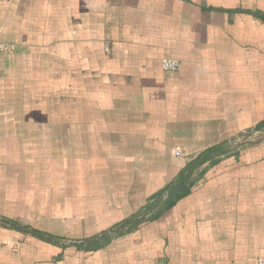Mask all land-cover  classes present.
<instances>
[{"label": "crops", "instance_id": "0c3cea01", "mask_svg": "<svg viewBox=\"0 0 264 264\" xmlns=\"http://www.w3.org/2000/svg\"><path fill=\"white\" fill-rule=\"evenodd\" d=\"M0 40V264H258L264 0H0Z\"/></svg>", "mask_w": 264, "mask_h": 264}, {"label": "built area", "instance_id": "2783aa9c", "mask_svg": "<svg viewBox=\"0 0 264 264\" xmlns=\"http://www.w3.org/2000/svg\"><path fill=\"white\" fill-rule=\"evenodd\" d=\"M16 47V44L13 43H7L2 40H0V54L1 52L8 50V49H14ZM162 67L165 71H176L180 68V61L173 58H164L162 59ZM257 131H252L249 134H245V136H241L242 140L246 139H254V136H257ZM178 154H182V151L179 149ZM82 264V263H77ZM258 264H264V256L260 257L258 259Z\"/></svg>", "mask_w": 264, "mask_h": 264}, {"label": "water", "instance_id": "95a60500", "mask_svg": "<svg viewBox=\"0 0 264 264\" xmlns=\"http://www.w3.org/2000/svg\"><path fill=\"white\" fill-rule=\"evenodd\" d=\"M112 232H114V231H113V230H112V231H108V232H106L105 235H109V234H111Z\"/></svg>", "mask_w": 264, "mask_h": 264}]
</instances>
